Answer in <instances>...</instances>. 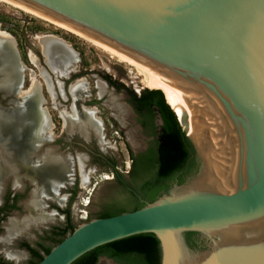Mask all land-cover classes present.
Segmentation results:
<instances>
[{
    "label": "water",
    "instance_id": "water-1",
    "mask_svg": "<svg viewBox=\"0 0 264 264\" xmlns=\"http://www.w3.org/2000/svg\"><path fill=\"white\" fill-rule=\"evenodd\" d=\"M17 1L158 67L209 104L220 140L210 144L205 127L200 150L185 133L200 159L195 173L137 209L82 222L37 264H70L146 232L159 264H264V0Z\"/></svg>",
    "mask_w": 264,
    "mask_h": 264
},
{
    "label": "rangeland",
    "instance_id": "rangeland-1",
    "mask_svg": "<svg viewBox=\"0 0 264 264\" xmlns=\"http://www.w3.org/2000/svg\"><path fill=\"white\" fill-rule=\"evenodd\" d=\"M0 29L15 40L16 55L22 73L18 87L23 91L32 86L39 88L40 97L44 99L40 106L46 108L53 123L52 139L43 142V145L40 142L39 146L43 149L53 148L56 155L68 161L70 169L67 181L57 191V196H63V200H59L57 196L40 193L37 181L25 176L20 184L13 185L11 178L6 179L4 183L3 189L8 191L20 190L24 186L22 189L24 192H21L24 196L19 199L18 207L11 210L2 224L4 228L0 232V254L14 264H30L29 256L17 251L23 250L18 244L27 241L34 245L39 241L47 247L54 246L60 236L50 231L65 224V216L61 209H65L66 206L69 222L74 227L84 221L100 217L103 212L118 206H131L127 189L129 179L124 173L127 164H130V153L136 154L145 148H154L161 122L156 115L153 122L147 120L143 126L140 121L143 113L136 112L128 102L127 89L139 94L147 87L145 77L127 63L118 61L85 39L3 1H0ZM47 34L56 35L70 44L78 58L75 70H69L68 74H65L55 72L48 66L39 39L40 36ZM106 76L115 83L124 85V88L117 90L115 86H109ZM81 77L85 78L88 92L85 91L74 98L69 90L70 85ZM98 82L107 85L106 95L97 94ZM8 85V74L0 69V89L15 93L8 97L0 94V112L17 110L23 103L24 93H16L18 87L10 89ZM90 106L97 108L94 116L101 119L100 134H84L71 123L75 120L73 111L84 110L82 107ZM116 106L122 110L119 112ZM207 123L206 128L209 129ZM209 126L212 127L210 123ZM36 162L34 158V163ZM82 172L88 174L84 186ZM115 172L124 175L122 182L115 177ZM36 203H39L44 212L55 214V218L47 222L33 223L34 218L38 219L36 218L38 215L34 213L35 209L32 211ZM10 219L20 228L13 234H7L5 231V224ZM16 256L19 258H15ZM95 264L121 263L108 257H101Z\"/></svg>",
    "mask_w": 264,
    "mask_h": 264
},
{
    "label": "bare ground",
    "instance_id": "bare-ground-1",
    "mask_svg": "<svg viewBox=\"0 0 264 264\" xmlns=\"http://www.w3.org/2000/svg\"><path fill=\"white\" fill-rule=\"evenodd\" d=\"M0 1L11 4L61 29L67 30L100 48L110 56L115 57L118 61L125 62L135 68L138 74L145 77V87L161 90L166 103L172 108L187 135L195 141L200 150L203 144H208L207 136L210 138V144H215L220 141L219 138L214 135V131L216 132V127L214 125L216 120L214 112L209 104L199 99L193 93L183 89L179 82L166 76L158 67L133 58L108 43L87 35L79 29L63 21L52 18L17 0ZM39 39L45 61L48 62V66L53 71L66 74L69 70L76 69L78 58L75 56V52L71 49L69 43L53 34L42 35ZM0 69L5 70L8 74V86L10 89L20 85L22 73L20 62L16 55L15 40L10 34L1 29ZM85 82V78L81 77L77 78L70 85L69 90L74 98L80 96L81 93H85V91L88 92ZM96 89L99 96L106 95L108 91L107 85L99 82L96 83ZM16 93H24L22 97L23 103L18 109L0 112V199L6 179L11 178L13 185H15L20 184L24 176L32 181H37L39 184L38 191L40 193L57 196L58 189L64 185L69 177L70 169L68 161L56 155L57 153L55 154L53 148L48 147L43 149L41 148L42 146H39L40 142H42L43 145V142L46 143L52 139L51 128L53 127V123L46 112V108L40 106V103H44V99L40 97L39 88L34 86L24 91L18 87ZM111 100H113V98H111ZM194 104L202 107L198 108V110L200 111L201 109V111L204 112L203 122L201 120L199 121L197 115L198 111L194 107ZM118 106H116V108ZM82 108L84 110L77 109L76 112L73 111L75 120L71 123L75 124L84 134H100L101 119L99 116H94V113H97V108L91 106ZM120 109L121 108H117L119 112ZM207 122L209 135L207 134V136H205L206 133L203 129H205V124ZM209 123L212 127L209 126ZM34 158L37 160L36 163H34ZM87 180L88 174L82 172V186L86 184ZM57 197L59 200H63V196ZM39 210L43 209L39 203H36L32 211L38 215L36 217L38 219L34 220V218L33 223L47 222L55 218V214L52 215V213L48 214L44 212V210ZM19 229V225L11 219L5 224V231L7 234H13ZM15 258H19V256Z\"/></svg>",
    "mask_w": 264,
    "mask_h": 264
},
{
    "label": "trees",
    "instance_id": "trees-1",
    "mask_svg": "<svg viewBox=\"0 0 264 264\" xmlns=\"http://www.w3.org/2000/svg\"><path fill=\"white\" fill-rule=\"evenodd\" d=\"M105 79L109 85L115 86L117 90L124 88V85L115 83L110 77L106 76ZM127 94L128 102L136 112L146 114L151 119L158 115L161 119L162 123L157 132L156 144L158 180L170 176L173 171L184 165L190 149L193 151L188 137L178 123L176 115L165 102L161 90L145 88L139 94H136L132 90L127 89ZM180 180L182 181V178ZM159 190L154 185L149 184V186H143L140 188V192L144 201H140L137 197L129 198V204H133V208L121 205L110 211L103 212L100 217L137 209L146 202L154 200L160 194ZM74 228L69 222L68 216L66 226L59 228V232L56 233L60 236L56 243L64 238L67 232H72ZM193 234L191 232L186 233V241L191 247L196 246L191 238ZM50 249V247H45L44 254ZM31 252L37 257L36 261L32 264H37L44 254L42 255L34 249H31ZM101 255L115 258L124 264H159L160 259L157 238L153 233L146 232L127 236L95 247L79 256L70 264H95Z\"/></svg>",
    "mask_w": 264,
    "mask_h": 264
},
{
    "label": "flooded vegetation",
    "instance_id": "flooded-vegetation-1",
    "mask_svg": "<svg viewBox=\"0 0 264 264\" xmlns=\"http://www.w3.org/2000/svg\"><path fill=\"white\" fill-rule=\"evenodd\" d=\"M153 119L149 118V116H147L146 114H143L141 115L140 121L144 126L147 120L153 122ZM156 144H157V136H156ZM156 144L154 148L148 147L142 151H139L136 154H133L132 152L130 153V164H127V170L124 172L125 174H127L125 175L127 176L126 178L129 179L128 180L129 186L127 187V189H128V193L130 194V198L137 197L139 198L140 201H144V199L141 197V192H140V188H142L143 186H147V185L149 186V184L154 185L160 189L159 191L161 193L162 191L166 190L167 187L172 186L174 183H180L179 181H181L180 180L181 178L183 179L185 177H189V175L195 173L199 168L200 159L196 155L195 151L194 150L192 151V149H190L186 161L181 168H178L177 170L173 171L170 176L163 177L161 180H158V169H157L158 158L156 152ZM122 176L124 175H119L118 173L115 174V177L120 182H122L123 180ZM22 189L20 190L15 189L13 191L12 189H10L9 191L7 189L6 190L3 189L0 200V232L2 228H4L2 224L4 223L5 218L8 216V214L11 212L13 208L18 207L19 199H21L24 196V193H21L24 192L22 191ZM129 208H133V204H131ZM61 210H62V214H64L65 216V224L63 226H59V227H55L54 229H51L50 233L52 232L58 233L59 228H63L67 224V219H68L67 206L65 209H61ZM184 236L186 238V233L184 234ZM191 238L193 243L197 246L199 243V236L197 234H193ZM18 245L20 249L23 250H17V251H21L22 253H24V256L26 255L29 256L30 264H32L37 259L36 255H34L31 252V249H34L38 253L43 255L44 249L45 247H47L39 241L35 242L34 245L28 243L27 241H21ZM101 256L108 257L106 255H101ZM108 258L114 260L115 262L124 264L116 260L115 258H111V257ZM0 264H14V262L9 261L0 254Z\"/></svg>",
    "mask_w": 264,
    "mask_h": 264
}]
</instances>
